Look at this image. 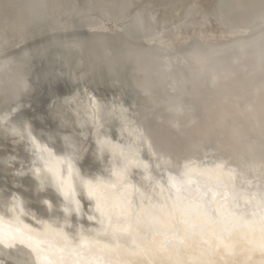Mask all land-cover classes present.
<instances>
[{
    "label": "bare ground",
    "instance_id": "bare-ground-1",
    "mask_svg": "<svg viewBox=\"0 0 264 264\" xmlns=\"http://www.w3.org/2000/svg\"><path fill=\"white\" fill-rule=\"evenodd\" d=\"M72 1L83 7L82 0ZM118 1L95 0L105 11L106 16L93 15L104 34L117 33L121 26L109 23ZM14 2L0 0V29L20 30L23 37L18 42L6 33L0 62L50 48L44 45L49 39L73 42L92 36L82 32L89 25L81 18L58 16L53 24L26 27L35 7L37 12L47 3L57 8L67 0H30L26 7ZM214 2L206 8L199 2V9L208 10ZM145 4L155 9L164 1ZM184 5L191 3L159 13L154 31L175 25L172 13L179 14ZM58 25L64 27L60 32L48 33ZM67 28L73 31L63 33ZM208 32L216 41L225 37L214 26ZM27 40L29 47L15 48ZM175 42L181 48L187 39L180 35ZM127 45V50L144 48L132 38ZM102 59L106 66L116 63ZM9 89L4 85L3 94L10 97ZM107 97L86 91L71 120L65 119L70 131L61 130L58 122L41 124L37 116L29 120L24 113L0 116L2 146L16 150L15 171L26 182L13 180L16 189L0 188L5 199L0 204V264H264V186L226 159L208 156L185 155L173 168L153 174L123 105Z\"/></svg>",
    "mask_w": 264,
    "mask_h": 264
},
{
    "label": "water",
    "instance_id": "water-1",
    "mask_svg": "<svg viewBox=\"0 0 264 264\" xmlns=\"http://www.w3.org/2000/svg\"><path fill=\"white\" fill-rule=\"evenodd\" d=\"M163 1L153 9L145 0H119L109 23L121 26L117 33L105 34L93 17L96 12L105 15L95 0H82L84 8L72 0L57 8L47 3L38 12L35 7L28 29L53 24L59 16L85 20L89 26L81 31L92 36L76 38L80 44L76 39H49L44 45L50 48L20 52L0 62V79H5L0 81V116L4 111L12 117L24 113L29 120L37 116L41 124L58 122L61 130L70 131L65 119L78 110L80 97L86 91L105 93L123 105L153 174L159 168H173L185 155L208 156L226 159L264 186V0H215L205 11L199 9L201 0H189L191 6L172 13L179 19L175 25L155 32L159 13L185 2ZM26 4L15 0L13 5ZM211 26L225 37L216 41L208 32ZM4 28L3 44L8 41L6 33L18 42L23 37L20 30L12 33ZM63 28L53 26L48 33ZM180 35L187 39L181 48L175 42ZM131 38L144 48L127 50ZM30 42L15 48L29 47ZM69 55L77 59L71 62ZM102 57L116 63L106 66ZM4 85H10V97L3 94ZM3 142L0 137V188L6 191V185L16 189L13 180L26 182L15 171L16 150Z\"/></svg>",
    "mask_w": 264,
    "mask_h": 264
},
{
    "label": "rangeland",
    "instance_id": "rangeland-1",
    "mask_svg": "<svg viewBox=\"0 0 264 264\" xmlns=\"http://www.w3.org/2000/svg\"><path fill=\"white\" fill-rule=\"evenodd\" d=\"M22 1H25V0H22ZM185 2H189V0H184ZM208 1H210V0H201L200 1V3H201V5L204 7V8H206L207 7V5H208ZM26 2L29 4L30 3V0H26ZM22 4H24V3H22ZM162 12H160V14H161ZM177 20H179L178 18H177Z\"/></svg>",
    "mask_w": 264,
    "mask_h": 264
},
{
    "label": "snow or ice",
    "instance_id": "snow-or-ice-1",
    "mask_svg": "<svg viewBox=\"0 0 264 264\" xmlns=\"http://www.w3.org/2000/svg\"><path fill=\"white\" fill-rule=\"evenodd\" d=\"M30 107V106H29Z\"/></svg>",
    "mask_w": 264,
    "mask_h": 264
}]
</instances>
